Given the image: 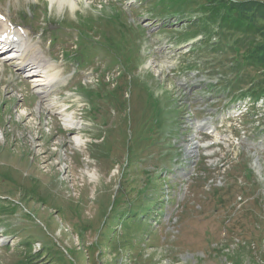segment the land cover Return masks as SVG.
I'll use <instances>...</instances> for the list:
<instances>
[{"label":"rangeland","instance_id":"rangeland-1","mask_svg":"<svg viewBox=\"0 0 264 264\" xmlns=\"http://www.w3.org/2000/svg\"><path fill=\"white\" fill-rule=\"evenodd\" d=\"M206 1L218 3L190 4L210 12ZM169 2L77 0L74 14L51 0H0L1 12L51 40L66 79L61 51L82 47L84 65L131 63L130 82L119 79L115 90L80 86L92 108L68 128L59 106L24 108L0 85V264H264V119L232 130L252 98L228 101L221 88H205L216 77L208 63L215 40L198 44L201 36L189 38L200 29H188L208 10L165 19L180 22L174 27L156 28L157 19L141 27L143 18H134L164 15ZM82 76L69 86L82 85ZM162 110L169 118L154 124ZM137 204L149 209L130 215Z\"/></svg>","mask_w":264,"mask_h":264},{"label":"trees","instance_id":"trees-1","mask_svg":"<svg viewBox=\"0 0 264 264\" xmlns=\"http://www.w3.org/2000/svg\"><path fill=\"white\" fill-rule=\"evenodd\" d=\"M193 0H170V4L176 3L181 6V9L192 13L194 9L209 12L206 5L197 4L196 8ZM218 3H211L212 8L205 18V22L200 23L193 28H199L198 32L205 34L206 38H215L213 47L211 48L216 57L217 65H220L218 71L222 76L220 85L228 88L229 92L238 91V93H249L255 99L264 97V44L257 41V37L264 36V6H260L258 1L250 0L243 3V6H237L226 0H217ZM195 7V8H194ZM194 8V9H193ZM202 13V12H200ZM216 23L215 32H211V25ZM210 31V32H209ZM206 32H209L208 35ZM227 44L229 48H227ZM242 48L241 54L239 53ZM245 48V50H243ZM231 56L233 61L227 63L228 56ZM240 54V57L238 56ZM231 57L229 60H231ZM226 66V67H225ZM216 68V67H215ZM227 69V71H225ZM158 115L154 116V123L158 122ZM184 134V133H183ZM149 194L147 193L146 196ZM150 199V198H149ZM152 204V202H151ZM137 206L130 207L129 212L133 215L146 212L149 207L142 208Z\"/></svg>","mask_w":264,"mask_h":264},{"label":"bare ground","instance_id":"bare-ground-1","mask_svg":"<svg viewBox=\"0 0 264 264\" xmlns=\"http://www.w3.org/2000/svg\"><path fill=\"white\" fill-rule=\"evenodd\" d=\"M55 1L59 4L61 7L62 5L67 4L71 7V9L74 8V6L77 3V0H51ZM4 30H11L10 33L13 34L15 39H5V42L3 44H0V46H10V47H17L16 51H21L22 47H27L30 45V43L27 41V36H25V31L23 34L20 33V31L14 27H11L10 19L5 17L4 15L0 16V36ZM28 48L27 55H24L23 52L17 54V60H19L18 68L26 67L28 63H33L36 65L37 68L31 70V71H25L28 77L37 76L38 78H34L33 81L35 82V86H37L36 90L38 93L47 92L51 89V86L55 80H57L58 75L57 72L54 71L50 73V68H53V65H49L46 58L42 56V54L39 51L38 46H33V49L31 47ZM35 51V53H34ZM18 53V52H17ZM3 54V53H2ZM15 57V54H12ZM31 55V56H29ZM29 56V57H28ZM13 57V59H14ZM12 58L8 57L5 58L6 61H10ZM45 89V91H43ZM69 114H62V124L64 127H72L73 125H79V121L75 122L74 119H68ZM60 119V120H61ZM66 128V129H67ZM83 128V127H82ZM78 133V132H77ZM80 136V135H79ZM74 136V138L77 141L81 140V137ZM76 142V141H75ZM81 142H83L81 140ZM79 142H77L78 144Z\"/></svg>","mask_w":264,"mask_h":264}]
</instances>
